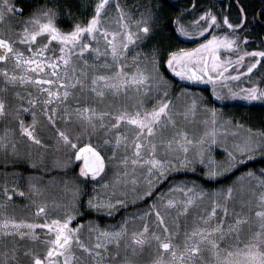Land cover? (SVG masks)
Returning <instances> with one entry per match:
<instances>
[{"label": "snow or ice", "instance_id": "obj_1", "mask_svg": "<svg viewBox=\"0 0 264 264\" xmlns=\"http://www.w3.org/2000/svg\"><path fill=\"white\" fill-rule=\"evenodd\" d=\"M26 7L32 8L27 16ZM196 8L192 0L190 10L168 17L157 0L131 7L126 0H0V22L18 17L14 33L0 34V120L15 121L0 133V163L15 168L23 159L39 171L18 151L27 141L63 150L62 166L73 171L63 182L65 200L49 209L30 199L21 207L32 211L19 217L9 205L39 196L41 177L29 175L25 190L22 173H4L15 183L0 182V264H264V169H248L217 189L175 178L203 166L201 179L211 182L264 157V130L249 127L226 145L218 133L233 120L221 119L200 97L192 94L182 111L172 109L163 66L182 80L210 84L219 100L264 102V74L249 76L264 67V48L247 51L250 22L243 7L236 22L211 6L192 15ZM205 34L193 48L174 43ZM242 77L247 86L233 90L231 82ZM199 107L205 116L196 121ZM189 124L202 128L189 131ZM235 127L244 126L236 121ZM49 129L51 145L44 136ZM218 144L225 151L221 161L212 155ZM74 161L78 172L69 168ZM110 173L111 181L105 179ZM241 177L249 179L247 186L239 184ZM129 191L131 204L143 208L117 224L83 220L92 212L114 218L129 206ZM146 251L150 260L134 259Z\"/></svg>", "mask_w": 264, "mask_h": 264}, {"label": "rangeland", "instance_id": "obj_2", "mask_svg": "<svg viewBox=\"0 0 264 264\" xmlns=\"http://www.w3.org/2000/svg\"><path fill=\"white\" fill-rule=\"evenodd\" d=\"M20 2L24 5H34V0H20ZM45 2V0H44ZM27 9H31V7H26ZM18 18V17H17ZM186 19V18H185ZM189 20V19H186ZM223 31V29H221ZM15 32V18L14 17H6L3 22H0V34H12ZM209 34H205V37L203 38H198V39H186V38H179L176 41H179L178 44H180L179 47H184V48H193L196 46L197 43L203 42V39L208 38ZM145 47L142 49L143 52H149L150 48L148 47V50H144ZM251 52L252 50H247ZM224 55H228V53H223ZM132 53H129V56H131ZM232 55H235L233 53ZM250 58L246 57L245 61H249ZM263 70L262 67L259 68V71ZM161 71L165 75V72L168 73L173 79L175 76L174 73H171L170 70L166 68V66H163L161 68ZM229 74H231V69L229 70ZM250 78L252 80H256L260 76V72L257 70L253 71V74H249ZM167 78V76H165ZM172 78H167V80L170 83V88H169V95L173 99L174 103L172 105L173 111L177 110H183L184 105L188 102L190 96L192 94H195L196 96L200 97L205 104L207 105L208 108H216L217 111L221 114V119L223 120H228L231 118L233 120V124L228 126V131L225 132H220L218 133V139L223 142L226 145H232L234 141L242 139L246 134H247V129L249 127L253 129H261L264 130V102L261 101H246L242 98H228L224 100H219L215 95L212 94V86L204 81H189V80H182L179 77V81L181 82H190V86H186V83H178L176 79L172 80ZM193 82V83H192ZM248 81L245 78H241L239 82L237 81H232L231 84L229 85L233 90H236L238 88H243L247 86ZM188 90L189 95L186 96H177V93H180L181 90ZM225 95H227V89L222 90ZM256 105V106H254ZM259 105L263 107V112L261 113V119L260 121L256 122H249L247 121L246 117L248 116L247 110L250 106H254V110L252 112H255V115H257L259 112ZM197 115L194 118L196 121H201L204 119L205 116V110L203 107H199L196 110ZM257 113V114H256ZM23 118L26 121H31V115L29 113H23ZM260 115V113H259ZM189 119H193L192 117H189ZM239 121L244 127L236 129L235 127V122ZM5 127L8 128H14L15 127V121L11 116L5 117L4 119L0 120V133H3ZM189 131H198L202 128V125L199 124H189L188 126ZM45 136V143L47 144H53L54 141L51 139L53 136V132L49 129L44 133ZM18 151L20 152L21 156L25 159H30L33 163H35L38 166L39 171H36L35 169L31 168V166L27 163L24 162L23 159H20L17 161L18 166H22L25 170H22V167L19 168V170L16 168H13L11 165L7 168L3 166L2 163H0V182H3L7 180L8 184L11 185L15 183L14 178L11 175L5 176L4 173H11L13 171L19 172L23 174V178L20 180V186L27 190V177L29 175H35L38 177H41L39 180V184L42 187V192L39 196L35 197H27V198H22V199H16L14 198L15 203L9 205V211H15V214L19 216H26L29 212L32 211V206L30 205L29 207H21L22 205L29 204L30 199H35L38 203L42 202H47L49 209L54 208L53 201H63L66 199V196L63 191V182L65 179L70 178L73 175V171H65L63 168V162L66 159L65 152L63 150H56L54 147H50L48 149H42L40 146L36 145H29L27 141H24L22 143L18 144ZM212 155L215 157L217 161H221L225 158V151L223 148L219 146V144L213 149ZM4 154L0 153V160L3 159ZM261 157L259 155L255 156L251 160L245 161L244 166L242 167L239 172L233 176V178L230 179V181L225 184L228 185L229 183L236 181L237 177H240V174L242 172H246L248 169H252L253 171L263 169L260 167H252L248 166L251 163H254ZM9 160L16 159L15 157L9 155L8 156ZM79 161H74L72 165H69V168L73 169L74 171L78 172L79 169ZM16 165V166H17ZM203 169L204 172V167L199 166ZM241 168V167H240ZM243 168H245L243 170ZM257 175H259V172H256ZM176 179H191L194 180L190 177H184V176H177L175 177ZM219 178V177H218ZM106 180L111 181L112 176L111 173L109 176L105 177ZM254 183V181L252 182ZM239 184H243L247 186L249 184V179L247 177H241ZM222 185V186H225ZM222 186H217L213 187L211 189H217ZM89 190L92 188V185H88ZM135 199V195L129 191V196L128 200L126 203L129 205L126 208H120L119 211L123 209L122 215H120L117 219V221H114L113 223L109 224H117L121 218L127 213V212H135L136 209L138 208H143L144 204L142 203H137L135 205L131 204V201ZM87 209V208H85ZM83 211V210H82ZM55 214V213H53ZM97 214V213H96ZM98 215H104V213H99ZM108 217V216H106ZM29 218H34V217H29ZM109 218V217H108ZM89 219H86L84 221H87ZM97 220V219H94ZM80 220L78 219L75 223H79ZM105 224V223H104ZM74 226V225H73ZM21 243H30L27 241H22ZM129 256H131V253L129 252ZM150 256L148 255V252L146 251L145 253L141 254L139 257H135L134 259H139L142 261H148L150 260Z\"/></svg>", "mask_w": 264, "mask_h": 264}, {"label": "trees", "instance_id": "obj_3", "mask_svg": "<svg viewBox=\"0 0 264 264\" xmlns=\"http://www.w3.org/2000/svg\"><path fill=\"white\" fill-rule=\"evenodd\" d=\"M134 2H137V0H132ZM75 2V0H74ZM140 2H144V0H140ZM157 2L163 7L164 12L166 13V15L168 17H175V15H177L181 9H191L192 6V0H157ZM40 3L43 4L44 0H40ZM195 3L197 5L196 11L195 13H192V15L195 14H199V12L203 11L206 7H213L214 11H218L220 9H223V13L228 15L230 17V19L233 22L237 21V18L240 15V8L243 7L244 9V13L247 15L248 20H249V25H248V35L250 36V40L248 42V44L245 46L247 50H253V49H259V48H264V43H262V41H264V25L260 24L259 22H264V15H261V13H259L258 15V19H257V12L259 10H263L264 8V0H195ZM31 9H27L25 8V15L27 16L28 12H30ZM192 15L186 16V19H191ZM174 43L177 45V43H179V41H174ZM178 47L180 46V44L177 45ZM144 50H148V47H145ZM261 74H264V68L263 70L258 71ZM165 76H167V78H172L168 73L165 72ZM172 80H174L172 78ZM186 86H190V84L188 83V85ZM256 106V105H254ZM254 106H250L247 110L248 116L246 117L247 121L249 122H256V121H260L261 119V113L263 112V107L261 105H259V110H257L259 113L257 115H255V112H252L254 110ZM248 166H252V167H260L264 169V158H260L257 161H255L254 163H251ZM17 169L19 170V168H21L20 166H16ZM15 167V168H16ZM241 168H239V170H241ZM245 168H243L244 170ZM22 170H25L22 167ZM236 170H234L232 173L228 174L227 177H219L216 178L214 181L209 182L207 180V178L201 179L202 175H203V169L201 167H197L195 174H191L189 173V175L187 177H190L194 180H196L198 183H202L204 185L205 188L207 189H211L213 187H217V186H222L227 184L231 178H233L234 175H236L238 172ZM83 212L88 213L89 210L88 209H82ZM123 209L121 211L118 212V214H116L114 216V218H108L104 215H98L95 212H92L91 214H85L83 216V220L86 219H97L99 221H101L102 224H109V223H113L114 221H117L118 217L120 215H122Z\"/></svg>", "mask_w": 264, "mask_h": 264}, {"label": "flooded vegetation", "instance_id": "obj_4", "mask_svg": "<svg viewBox=\"0 0 264 264\" xmlns=\"http://www.w3.org/2000/svg\"><path fill=\"white\" fill-rule=\"evenodd\" d=\"M122 2H124V0H122ZM126 2H127V4H128V6L129 7H131V6H133L136 2H134V1H132V0H126ZM17 3L19 4V5H24V4H22L21 2H20V0H17ZM34 5H37V4H41L40 3V0H34ZM262 11H264V8H263V10ZM261 13V12H260ZM26 16V15H25ZM259 16V15H258ZM14 18H15V20L17 19V17L16 16H13ZM260 24L261 23H264V22H259ZM258 68H260V66H258ZM262 68H264V67H262ZM174 77V79H176V81L180 84V83H183V84H185L186 83V85H188V83L189 84H191L190 82H180L179 81V79L176 77V76H173ZM193 83V82H192Z\"/></svg>", "mask_w": 264, "mask_h": 264}, {"label": "water", "instance_id": "obj_5", "mask_svg": "<svg viewBox=\"0 0 264 264\" xmlns=\"http://www.w3.org/2000/svg\"><path fill=\"white\" fill-rule=\"evenodd\" d=\"M260 12H262V9L261 10H259L258 12H257V17H258V14L260 13ZM262 25H264V23H261Z\"/></svg>", "mask_w": 264, "mask_h": 264}, {"label": "bare ground", "instance_id": "obj_6", "mask_svg": "<svg viewBox=\"0 0 264 264\" xmlns=\"http://www.w3.org/2000/svg\"><path fill=\"white\" fill-rule=\"evenodd\" d=\"M257 19H258V17H257Z\"/></svg>", "mask_w": 264, "mask_h": 264}]
</instances>
